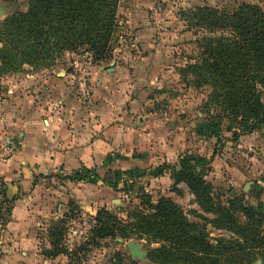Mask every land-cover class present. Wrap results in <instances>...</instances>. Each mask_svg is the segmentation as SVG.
I'll list each match as a JSON object with an SVG mask.
<instances>
[{
  "label": "rangeland",
  "instance_id": "374dc122",
  "mask_svg": "<svg viewBox=\"0 0 264 264\" xmlns=\"http://www.w3.org/2000/svg\"><path fill=\"white\" fill-rule=\"evenodd\" d=\"M28 1L0 0V8L4 9L0 40L4 20L16 11H25ZM117 2V27L108 60L96 63L92 52L83 46L74 51L52 50L41 59L25 63L17 52L6 51L0 41V93L7 89L10 80H21L25 73L46 76L60 67L68 76L65 84L69 91L65 96L70 94L72 105L63 99L51 109L64 133L97 140L108 130L112 145L108 149L96 148L99 162L87 167L72 171L54 168L41 173V209L32 214L35 222L30 228L12 229V234L7 224L12 220L14 199L6 223H0V264H129V241L139 244L145 253V260H131L152 264L149 252L161 242L135 234L126 239H106L101 247L79 254V259L49 254L50 242L57 239L59 229L60 244L73 253L76 244L87 238L90 216L99 208H106L124 221L130 210L146 211L141 201L143 194H148L153 202L162 197L172 200L186 220L213 242L221 237L243 244L234 229L225 224L234 216L244 219L234 201L240 200L242 206L264 215V132L234 139L232 132L236 127L231 129L227 118H218L220 107L209 102L210 89L193 87L187 82L189 78L184 79L179 73L198 54L196 40L218 34L195 25L192 11L206 6L231 12L242 3L264 8V0ZM117 63L125 68L124 79L109 84L108 91L121 100L111 101L112 105L120 104V108L105 117L104 109L97 107L100 99L96 98L108 92H94L91 73L98 65L113 69ZM185 154L210 160L204 181L210 186L212 205H201L184 182H174L170 177ZM104 179L114 185L106 184ZM61 219L64 222L60 223ZM10 236L31 237L35 242L12 246L6 244ZM232 248L230 256L238 257L234 264H264L261 249L245 248L237 253ZM153 260L154 263L158 259ZM171 260L168 264H187Z\"/></svg>",
  "mask_w": 264,
  "mask_h": 264
},
{
  "label": "trees",
  "instance_id": "16d2710c",
  "mask_svg": "<svg viewBox=\"0 0 264 264\" xmlns=\"http://www.w3.org/2000/svg\"><path fill=\"white\" fill-rule=\"evenodd\" d=\"M117 8V0H29L25 11H16L4 20L0 41L6 51L17 52L25 63L41 59L52 50L74 51L83 46L99 63L112 55L110 42L117 27ZM191 16L196 19L195 25L218 34L196 40L198 54L192 63L180 68V75L189 78L187 82L193 87L210 89L209 102L220 107L218 118H227L231 129L236 127L232 132L234 139L264 132V8L242 3L227 12L204 6L192 11ZM209 163L206 157L185 154L170 174L174 182H184L201 205H212L210 186L204 181ZM104 182L114 185L106 179ZM13 201L6 196L5 184L0 181L3 225ZM141 201L146 211L130 210L127 221L106 208L97 209L90 216L87 238L76 244L73 253L60 244L59 229L57 239L50 242L49 254L79 259V254L101 247L106 239H126L130 234L161 242L149 252L152 264H168L171 259L187 264H234L238 257L230 256L233 246L234 252L245 248L264 251V215L242 206L240 200L234 201V206H240L244 219L234 216L225 224L234 229L244 245L221 237L210 241L168 198L153 202L148 194H143ZM153 256L158 259L154 263ZM129 264L138 263L130 259Z\"/></svg>",
  "mask_w": 264,
  "mask_h": 264
},
{
  "label": "crops",
  "instance_id": "0c3cea01",
  "mask_svg": "<svg viewBox=\"0 0 264 264\" xmlns=\"http://www.w3.org/2000/svg\"><path fill=\"white\" fill-rule=\"evenodd\" d=\"M122 65L117 63L113 69L98 65L93 70L91 81L96 94L103 89H107L109 94L108 85L124 79L125 68ZM58 69L49 71L46 76L25 73L21 80H10L7 89L0 93V141L9 140L16 144L15 152L0 160V181L5 184L6 196L15 199L12 220L7 224L12 234V229L30 228L35 222L32 214L41 209V197L38 196L41 173L54 168L72 171L87 167L90 163L99 162L96 148L112 147L108 130H104L106 135L97 140H91L87 135L68 137L64 133L58 116L51 108L63 99L70 106L72 98L70 94L65 96L69 91L65 84L67 73L60 67ZM108 94L103 92L102 97L96 98L100 99L97 107L104 109L105 117L115 114L114 110L120 108V104L112 105L111 101H121ZM34 242L31 237L10 236L6 244Z\"/></svg>",
  "mask_w": 264,
  "mask_h": 264
},
{
  "label": "water",
  "instance_id": "95a60500",
  "mask_svg": "<svg viewBox=\"0 0 264 264\" xmlns=\"http://www.w3.org/2000/svg\"><path fill=\"white\" fill-rule=\"evenodd\" d=\"M4 9L0 8V16L3 14ZM129 254L131 259L138 258L140 260H145L144 251L140 250V245L136 244L134 241H129L127 243Z\"/></svg>",
  "mask_w": 264,
  "mask_h": 264
},
{
  "label": "built area",
  "instance_id": "2783aa9c",
  "mask_svg": "<svg viewBox=\"0 0 264 264\" xmlns=\"http://www.w3.org/2000/svg\"><path fill=\"white\" fill-rule=\"evenodd\" d=\"M16 144L9 140L0 141V160H3L8 155L14 153Z\"/></svg>",
  "mask_w": 264,
  "mask_h": 264
}]
</instances>
